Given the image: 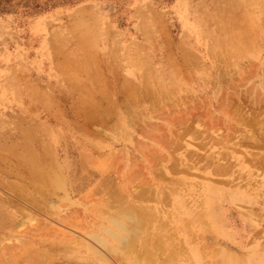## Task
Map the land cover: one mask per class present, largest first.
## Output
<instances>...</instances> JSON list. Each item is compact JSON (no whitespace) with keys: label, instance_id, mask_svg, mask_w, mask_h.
I'll list each match as a JSON object with an SVG mask.
<instances>
[{"label":"rangeland","instance_id":"rangeland-1","mask_svg":"<svg viewBox=\"0 0 264 264\" xmlns=\"http://www.w3.org/2000/svg\"><path fill=\"white\" fill-rule=\"evenodd\" d=\"M142 79L150 91L135 97L138 107L119 99V89L129 84L138 87ZM155 79H166V92H155ZM150 117L152 133L168 138L166 148L157 153L165 156L161 162L155 156L145 163L137 152L119 144V127L125 122L135 146L149 145L142 136L143 123ZM174 131L182 137L175 138ZM28 141L38 149L48 148L57 164L80 165L77 172H84L78 175L90 172L88 181L76 191L66 185L68 197L57 190L55 204L38 198L42 207L38 210L33 204L13 201L9 185L18 182L15 152ZM263 145L264 0H0V198H11L5 207L16 214L12 229L0 230V264H31L34 254L42 253L48 255L38 264H58L62 254L45 252L38 241L48 242L64 231L75 242L89 241L82 229L109 225L103 200L110 202L119 193V178L129 169L138 175L136 182L147 179L146 185L164 186L168 209L173 202L170 179L181 175L187 185L199 183L202 176L197 168H203L204 155L211 151L225 156L233 169L212 181L224 192L221 196L227 198L232 189L245 186L246 169L237 160L254 166L250 167L255 181L249 184L260 185ZM154 160H158L155 166ZM187 161L192 167L183 174ZM172 163L182 166L180 175L167 174ZM230 173L233 180L227 178ZM255 199L258 203L253 205L234 204L243 211L262 212L263 220L256 225L255 237H248V247L256 242L264 246V202L256 195ZM221 200L224 205L218 207L229 219V226H223L230 241L217 224L204 223L203 228L213 240L224 234L218 236L221 243H211L214 249L224 248L223 242L237 247L238 241L247 239L246 224L229 201ZM57 210L62 212L59 215L72 210L69 219L76 228L59 222ZM35 232L43 233L41 240ZM74 252L65 256L81 254ZM227 252L236 251L227 248ZM109 259L124 264L118 256ZM200 259L190 253L175 262L199 264L204 258Z\"/></svg>","mask_w":264,"mask_h":264},{"label":"bare ground","instance_id":"bare-ground-1","mask_svg":"<svg viewBox=\"0 0 264 264\" xmlns=\"http://www.w3.org/2000/svg\"><path fill=\"white\" fill-rule=\"evenodd\" d=\"M155 83L157 84V89L155 92L164 93L167 91L166 79H161V80L155 79ZM147 88L148 86L146 84V81H144L143 79L140 81V84L138 87L134 86V84H129L128 87H122V89H119V99H122L121 101L123 102L125 101V103L128 104L129 106H133L135 105L134 103L136 102L135 101L136 96L139 97L147 93V91H150L149 88L148 89ZM151 90L153 92L154 87ZM129 97L132 98V100L128 99ZM139 101L140 100L137 99V103ZM128 107H126L127 110H128ZM151 119L152 117L145 120L143 123L145 126V129H144L145 136H142V137L145 138L146 140L145 142L149 143V145L146 144V146L145 144L142 146V143H138V145L135 146L136 144L132 142L133 135L131 136L130 129L127 130L128 126L124 127L125 122H122L121 123L122 125H120L119 127L120 128L119 129V144L122 145L123 148L128 149L130 152H135V153L137 152L136 155L139 156L142 160H144L145 163H148L149 161L151 162L152 158L157 157L158 159L159 156L157 153L163 151V149L166 148L163 146L166 144V141L168 139L167 137H166L167 139L164 137V140L166 139V141H164L163 137L159 136L158 134L152 133V130L154 127L151 126L152 125L150 123ZM155 128H158V127H155ZM162 131L164 132V130ZM175 133L176 131H174V135H176ZM191 134H193L194 136V132H188V136H192ZM184 135H187V134L185 133ZM180 136L181 134H177L175 138L179 139ZM171 144L173 145V143ZM179 145L181 144H178L177 147L180 150ZM167 146L171 148V146L169 145ZM200 148L204 149V146ZM200 148H197V149H200ZM47 149L48 148H45L44 145L41 146L40 149H38L34 147V145L28 141L26 144H23L22 147L16 150L15 153L17 155L15 157H17V159H16V163H14L13 165H15L14 168L18 170V171L15 170V172L17 173L15 175H17L16 178L18 182H15L9 185L11 187L10 190L13 192L11 193L13 201L17 200L20 202H25V204H33L38 210L42 208L40 206L39 199L45 200V201L48 200L51 203H54L57 201V198H56L57 190L63 191L64 196L68 197V193H67L68 189L66 188V185H69L70 191H73V190L76 191L78 188H81L84 185V182L82 181H85V183L88 181L89 177L91 176L90 172H88V175L79 176L78 173L81 174L82 172H84L83 170H81L80 172H77V168H79L80 165L76 166L75 164L72 165V164H67V163L57 164L54 162V160L50 156ZM172 149L174 150V148ZM49 150L51 149L49 148ZM130 152H127V153H130ZM174 152L172 151L173 154H175ZM188 155H189V152H188ZM194 155L195 154H193L192 156ZM185 156H187V154ZM192 156L190 157V160L192 159ZM160 157H162V155ZM160 157H159L160 162L165 159V156H163L164 158L162 157L163 159H161ZM174 157L176 156L173 155V158ZM204 158H205V163L203 164V168L202 169L200 167L197 168V170L198 171L200 170L199 172H201L202 179L199 183H196L193 185H190V184L187 185L186 183H184L183 177H181L180 175L182 170L178 169L179 167L181 168L182 166L181 165H179V167L177 166V163L179 162L172 163L171 167L166 169V171H168L167 174H172V173L177 172L176 175H180V176H173L172 179H170V181L172 182V186L170 187L171 190H170L169 196L173 198V202L170 205L171 206L170 209H168L169 204L167 203V195L165 194V190L163 188L164 186H162L161 183L155 184V185H149L150 184L149 183L146 185V181L148 182L147 179L146 181L145 180L143 181V179H141L142 181L140 180L139 182L138 181L136 182L135 178L138 179V175L135 177L131 169L128 168L130 171H128L126 174H123L121 176V179L119 178V182H120L119 183V193L117 194L114 193L113 196H111L112 200H110V202L104 201L105 198L103 200V203L106 207V212H104L106 213V215L104 214L105 215L104 218L106 219L105 221L109 225L98 224L96 225L94 229L92 228L90 230L88 228L82 229L83 234H84L83 236L89 239V241L80 240V241L75 242L72 235L67 236L65 231L61 232V230H60L61 233L58 232L60 233L59 235L54 236V238L51 237L52 239L51 240L49 239L50 241L48 240V242L45 240H41L43 233L37 234L35 232L34 236L38 237V240L39 239L41 240V241H38V243L46 247L45 252L48 249V250H53L55 252L59 251L62 254V257H60L61 259L60 261H58V264H113L111 259H109L110 255L111 257L118 256L121 262H123L124 264H185V263H176L175 260L181 259L182 257L186 258L188 255H190V253L195 255L198 258V261L200 259V256L204 258V260L199 262V264H264V248H263L264 246L262 245L263 246L262 247L260 243L256 242L252 244L253 246L248 247V244H249L248 237L250 236L255 237V235H252V234H255V228L257 227L256 225H259L260 222L263 220V217L261 215L262 212H255V211H252L251 209L243 211L242 209H240L241 205H239L240 208H238V206L235 207L236 205H238L237 202H243L244 204H248V205H253V204L258 203L255 199V195L256 197L257 196L260 197L262 201L264 202V195H263L264 193L261 190V189H264V183H262V180H261L260 185L258 183L256 184V186H251L249 184V181L251 179L254 180L255 177L253 176H255L256 174L254 172L255 174L253 175V170L251 169L253 165H250L251 166L250 167L248 164L244 163L245 161L240 162L237 160L238 166H240L241 169H246L245 172L247 174H246L245 186L240 188V187H235L234 185L235 188L230 191L231 194H229V196L225 198L223 197L224 195L221 196V194H223L224 192L219 190L217 187H215L216 185L212 181L216 180L217 176L223 177L224 175L228 174L229 170L232 169L231 168L232 166H230V163H228L229 160L227 161L225 159V156L223 157L221 155H215V153L212 151L207 153V155H204ZM222 158H224L223 159L225 160L224 162L221 161ZM195 159L193 161H195ZM250 160H253V159H250ZM155 161L158 162V160H154L153 166L157 164V162ZM167 161L169 162V160ZM201 161L202 160H200V162ZM197 162L199 163V161ZM191 167H192L191 162L187 161L185 163V166L181 168V169H184L182 173L183 174L190 173ZM262 167L264 168L263 165ZM139 169L141 170V167ZM256 169H260V168H256ZM11 170L12 169L10 168V171ZM179 172L180 174H178ZM138 174L140 175L139 172ZM153 175H155L154 172H153ZM229 177L230 179H232V173H230L227 176V178ZM261 178H263L264 180V173L262 174ZM205 179H209L211 181L205 180ZM227 181H230V180H227ZM195 190L196 192L193 193ZM67 197H64L62 199L64 200L68 199ZM221 198L230 202L229 204L231 206V209L234 210V212L243 219V221L245 222L244 224H246L245 225L246 231H248L247 239L245 240L241 239L240 241H238L239 246L237 245V247L232 246L231 244H234V243H231V242L230 243L223 242L225 245H224V248H221V249H214L213 245H211V243H213L214 241H216L217 243L219 242L221 243V241H219L218 239L219 235L222 236L226 234L227 236L226 235L224 236L228 239L227 229H225L223 225L225 226L228 225L229 219L226 215H223L220 213L221 211L219 210V207H218L219 205L220 206L224 205ZM10 200L9 199L5 200V199L0 198V230L2 231L6 227H9L10 229H12V227L14 226L15 219H16L15 212H11L8 210V207H5V205L10 206ZM36 200L37 202H39L38 204H35ZM220 201L221 203H219ZM235 203L236 205H234ZM16 204L17 203H14L12 204V206ZM49 205L47 204V206ZM58 207H61V206H58ZM56 213H58L57 218L59 222H61L62 224L70 228L71 227L76 228V226L72 222L73 220L69 219L70 215L74 214L72 213V210L66 211L65 214H61V215H59V213H62V212L59 210H57ZM50 215H52V213H50ZM102 216L103 215H101V217ZM29 219H32V218L29 217ZM17 222L18 221H16V224ZM209 222H212L215 225L217 224L218 226L216 227L217 228L219 227V229H221V231L224 233V234H219L215 236L216 240H213L215 238L211 235V233H209L206 229L203 228L204 227L203 224L204 223L209 224ZM208 224H207V227H209ZM49 233H51V231H49ZM198 240H200V242L203 241V243L200 244ZM227 248L229 249L231 248L235 250L236 252H234V254H231L227 252ZM73 251L81 253V254L75 257L65 256L66 253L73 252ZM31 254H34V253H31ZM43 255L46 256L48 254L42 253V255H38V257L34 254V258H32V260L30 259L31 264H38V262L40 263L41 261L40 258H43ZM16 256H17V253H16ZM16 258H18V256ZM22 258H20L21 262H23ZM52 258L54 257L52 256ZM14 259H15V256H14ZM26 261H27V258H26ZM11 263L13 262L11 261ZM187 264H190V263L187 262Z\"/></svg>","mask_w":264,"mask_h":264}]
</instances>
